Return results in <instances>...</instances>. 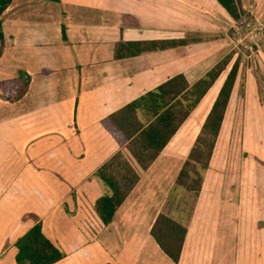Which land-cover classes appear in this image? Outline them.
I'll return each instance as SVG.
<instances>
[{"label":"crops","instance_id":"crops-1","mask_svg":"<svg viewBox=\"0 0 264 264\" xmlns=\"http://www.w3.org/2000/svg\"><path fill=\"white\" fill-rule=\"evenodd\" d=\"M240 2L264 22V0ZM0 27V264H18L15 243L37 223L65 254L54 264H264V45L248 64L234 49L236 23L217 0H12ZM165 40L186 42L116 57L119 42ZM231 52L163 152L141 169L110 116L177 75L193 85ZM238 58L194 196L177 178ZM21 78L27 90L10 101L15 87L4 85ZM117 153L139 181L105 225L95 205L111 190L97 172ZM160 213L186 228L177 262L151 235Z\"/></svg>","mask_w":264,"mask_h":264},{"label":"trees","instance_id":"trees-1","mask_svg":"<svg viewBox=\"0 0 264 264\" xmlns=\"http://www.w3.org/2000/svg\"><path fill=\"white\" fill-rule=\"evenodd\" d=\"M11 2L12 0H0V16ZM217 2L237 24L245 17L251 18L242 7L240 0H217ZM1 38H3L2 33ZM185 42L184 40H165L157 43L119 42L116 57L120 59L136 56L150 49H166ZM149 44H153V48L149 47ZM2 50L0 46V55ZM233 55L234 52L226 55L193 85L188 83L184 75H177L110 116L111 123L123 136L128 151L141 169H147L163 152L183 122L228 67ZM239 63L240 58L233 63L189 157L178 175L177 185L194 196H198L201 191L204 172L211 160L238 74ZM11 86L15 89L5 96L10 101H16L25 94L28 80L21 78L4 85V88L6 90ZM139 111L143 112V119L139 117ZM97 176L111 190V195L102 196L95 205L101 221L107 225L112 222L115 212L139 181V173L123 153H117L98 170ZM151 235L170 259L174 262L179 260L186 235V228L182 224L166 213H160L152 226ZM15 246L18 250L16 256L18 264H54L65 256L46 237L40 223L20 237Z\"/></svg>","mask_w":264,"mask_h":264},{"label":"rangeland","instance_id":"rangeland-1","mask_svg":"<svg viewBox=\"0 0 264 264\" xmlns=\"http://www.w3.org/2000/svg\"><path fill=\"white\" fill-rule=\"evenodd\" d=\"M249 15L251 18L253 17L251 13ZM251 18L245 17L241 19L239 24L236 23V27H231L232 38L235 43L234 49L241 55H246L244 59L248 64L252 61V58L249 57L251 53L261 50L264 45V22H258L254 17ZM256 49L258 50L256 51Z\"/></svg>","mask_w":264,"mask_h":264},{"label":"bare ground","instance_id":"bare-ground-1","mask_svg":"<svg viewBox=\"0 0 264 264\" xmlns=\"http://www.w3.org/2000/svg\"><path fill=\"white\" fill-rule=\"evenodd\" d=\"M203 108L205 109V107L203 106ZM201 110H203V109H201ZM204 111V110H203Z\"/></svg>","mask_w":264,"mask_h":264}]
</instances>
